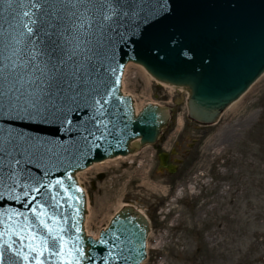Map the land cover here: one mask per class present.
<instances>
[{"label":"water","instance_id":"95a60500","mask_svg":"<svg viewBox=\"0 0 264 264\" xmlns=\"http://www.w3.org/2000/svg\"><path fill=\"white\" fill-rule=\"evenodd\" d=\"M25 24L35 32L31 43ZM53 42L66 60L77 53L66 72L89 56L103 71L75 89L68 75L45 110L34 103L39 73L24 65L29 52L50 51ZM46 62L41 55L34 63ZM128 62L187 89L190 117L213 124L264 73V0H0V264L146 258L149 223L131 207L100 240L85 236V198L74 178L94 162L132 153L136 139L137 147L155 144L170 121L157 105L135 115L131 98L120 93ZM182 103L169 108L172 119Z\"/></svg>","mask_w":264,"mask_h":264},{"label":"rangeland","instance_id":"374dc122","mask_svg":"<svg viewBox=\"0 0 264 264\" xmlns=\"http://www.w3.org/2000/svg\"><path fill=\"white\" fill-rule=\"evenodd\" d=\"M143 76L129 65L122 88L139 109L183 103L157 146L81 175L91 203L90 234L130 204L151 221L144 264H264V75L237 111L228 109L213 126L188 117L185 90ZM175 148L191 158L175 174L160 173L157 152Z\"/></svg>","mask_w":264,"mask_h":264},{"label":"snow or ice","instance_id":"6c2138e0","mask_svg":"<svg viewBox=\"0 0 264 264\" xmlns=\"http://www.w3.org/2000/svg\"><path fill=\"white\" fill-rule=\"evenodd\" d=\"M24 15L27 17L28 13H24ZM30 23H35V21H30ZM24 27L27 29L28 42L31 43V38L35 35V32L29 24H25ZM41 55L47 58V62L44 63L43 66H41L40 63H34L37 60V57ZM64 55L65 54H63L62 50H59L56 47L55 42H53V46L50 51L28 53L29 59L24 67L29 70L34 69L35 73H39V76L35 77L36 87L39 90V94L37 95L36 101L34 103L38 102L41 106L44 107L45 110L48 109V105L51 102L53 90H56L57 92H63L64 84L67 82L66 77L68 75H72L76 81L75 83H68V87L70 89H75L81 85H86V77L90 78V73H99L103 71V65L100 64L98 66L97 64L92 63L93 57L89 56L87 57L86 62H79V67L75 68L71 73H68L65 71L67 61L70 60L73 64L78 63L77 53L73 52L70 54H66L67 60L64 58ZM94 56L103 58L104 53L100 50H96L94 52ZM13 67L17 66L13 65ZM95 103L99 104L100 101L97 100L95 101ZM52 107H55L54 103L52 104ZM36 114L43 115V113H41L39 110ZM52 114L55 115V112H53ZM29 116H31V113H29ZM33 211L35 212V210ZM59 239L63 241V237H60ZM44 247L45 249H47V242H45ZM61 248H63V244H61ZM76 252L78 255L83 256V252L79 249H76ZM24 259H27V257H24ZM37 264H41V262L37 260ZM69 264H80V262L79 260H75L69 262Z\"/></svg>","mask_w":264,"mask_h":264},{"label":"bare ground","instance_id":"6f19581e","mask_svg":"<svg viewBox=\"0 0 264 264\" xmlns=\"http://www.w3.org/2000/svg\"><path fill=\"white\" fill-rule=\"evenodd\" d=\"M129 65H134V66H136V67H138V70H139V72L142 74V76H143V74H144V76H143V78L145 77V79H146V81H147V83H151L152 81H154V82H156V83H159V84H161L162 86H164V87H167V88H170V89H174L173 87H171V86H168V85H166V84H163V83H161V82H159V81H157L155 78H153L143 67H141V66H139V65H137V64H135V63H133V62H130V64ZM128 65V66H129ZM128 68V67H127ZM125 90V89H124ZM238 103L239 102H236V103H234L230 108H229V110L231 111V113H235L236 111H237V108H238ZM158 104V103H157ZM135 108H136V112H138L139 111V107H138V105H136L135 106ZM223 131V128L222 129H220V132H222ZM134 157V156H133ZM132 158V156H130V157H117V158H114V159H110V160H106L104 163H102V164H93L92 166H91V168H89V169H87L88 171L90 170V171H93V170H101L105 165H109V164H111V163H113V162H119V161H121V160H124V159H131ZM86 171V170H85ZM83 173H78V175H79V178L81 177V175H82ZM81 179V178H80ZM181 194H182V190L180 189L179 191H178V193H177V196L178 197H180L181 196ZM90 205H91V203H90V200H89V202H88V210H89V212H90V209H91V207H90ZM126 205V204H125ZM124 206V205H123ZM140 213H142L143 215H145V216H147L145 213H144V211H142V210H140V209H137ZM147 218H148V216H147ZM88 219H89V216L87 217V221H88ZM86 231H87V233L88 234H90V232H89V230H88V227L86 228ZM94 237H98V234L97 235H94ZM160 246V243H158V245L155 247V248H158Z\"/></svg>","mask_w":264,"mask_h":264},{"label":"flooded vegetation","instance_id":"af4514ba","mask_svg":"<svg viewBox=\"0 0 264 264\" xmlns=\"http://www.w3.org/2000/svg\"><path fill=\"white\" fill-rule=\"evenodd\" d=\"M191 158V154L186 153L182 154L179 149H174L173 151L168 153L167 157V164L168 165H175L176 171L179 170L182 165H184L185 161ZM160 173L168 174L169 170L167 167L161 169Z\"/></svg>","mask_w":264,"mask_h":264}]
</instances>
